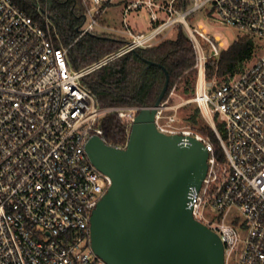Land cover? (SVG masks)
I'll use <instances>...</instances> for the list:
<instances>
[{"label": "built area", "instance_id": "obj_1", "mask_svg": "<svg viewBox=\"0 0 264 264\" xmlns=\"http://www.w3.org/2000/svg\"><path fill=\"white\" fill-rule=\"evenodd\" d=\"M115 1L81 0V34L96 31ZM175 1L127 3L125 16L132 9L149 10V29L134 31L126 24L123 46L75 69L46 10L41 24L13 0H0V264H108L93 250L90 225L112 178L93 164L86 144L93 135L102 137L107 113L131 126L143 107H101L82 79L129 51L151 47L178 23L196 53L195 91L187 102L196 103L214 128L222 156L206 137L180 124V104L163 101L156 126L184 141L194 136L209 151L206 176L199 190L192 189L189 204L194 217L221 237L225 264H264V43L242 72L208 80L207 61L220 54L221 44L186 19L212 3L213 21L264 41V0H190L185 11Z\"/></svg>", "mask_w": 264, "mask_h": 264}, {"label": "water", "instance_id": "obj_2", "mask_svg": "<svg viewBox=\"0 0 264 264\" xmlns=\"http://www.w3.org/2000/svg\"><path fill=\"white\" fill-rule=\"evenodd\" d=\"M149 64H155L149 61ZM137 113L125 147L91 136L86 150L112 185L91 215V242L108 264H225L217 232L189 204L208 170L209 151L194 136L161 132L155 123L169 84Z\"/></svg>", "mask_w": 264, "mask_h": 264}, {"label": "trees", "instance_id": "obj_3", "mask_svg": "<svg viewBox=\"0 0 264 264\" xmlns=\"http://www.w3.org/2000/svg\"><path fill=\"white\" fill-rule=\"evenodd\" d=\"M13 1L41 24L44 23L41 10L47 11L58 35L57 42L69 47V62L75 69L92 64L126 42L124 36L113 34H99L96 31L81 34L85 20L81 0ZM174 6L179 11H185L190 6V0H176ZM173 30L174 36L168 34L151 47H139L129 51L87 74L82 79L83 85L96 97L101 107L153 106L166 80L165 72L160 66L163 65L169 73V84L162 102L173 91L191 95L195 91L197 79L195 49L183 24H176ZM261 48L259 38L244 33L227 49L220 51L217 57L208 59V80L215 77L218 80H228L242 72L250 62L256 60ZM149 61L155 64L150 65ZM185 122L182 124L206 137L214 145L217 155L222 156L223 151L215 130L203 117L197 104ZM100 125L103 130L102 138L106 143L117 147L127 143L131 126L117 113H107L101 119ZM216 125L222 132V124L218 119Z\"/></svg>", "mask_w": 264, "mask_h": 264}, {"label": "rangeland", "instance_id": "obj_4", "mask_svg": "<svg viewBox=\"0 0 264 264\" xmlns=\"http://www.w3.org/2000/svg\"><path fill=\"white\" fill-rule=\"evenodd\" d=\"M131 1L133 0H116L114 4L109 6L104 12L102 19H100V23L96 27V32L99 34L107 33L117 36H126L128 27L134 31H147L150 25V12L148 9L145 7L132 9L128 11L126 16L124 15L126 5ZM212 8V3H208L206 8L192 13L187 18V21L191 27L203 26L207 30V34L214 37L215 39H218L219 43L221 44L220 49L222 51L227 49L234 43L235 40L242 36L244 31L234 26L213 21L211 15L209 14V11ZM165 34L174 36L175 32L172 28L169 29ZM263 43L264 41H261V44ZM207 53L210 54L208 47ZM251 63L252 62L249 64ZM193 95L194 93L191 95H185L181 91H173L167 97L170 105H181L178 109L180 124L186 123L185 119L196 108V104L194 102H187L192 98ZM210 214L211 213L209 209L204 211V215L206 217Z\"/></svg>", "mask_w": 264, "mask_h": 264}, {"label": "crops", "instance_id": "obj_5", "mask_svg": "<svg viewBox=\"0 0 264 264\" xmlns=\"http://www.w3.org/2000/svg\"><path fill=\"white\" fill-rule=\"evenodd\" d=\"M168 35V34H167Z\"/></svg>", "mask_w": 264, "mask_h": 264}]
</instances>
